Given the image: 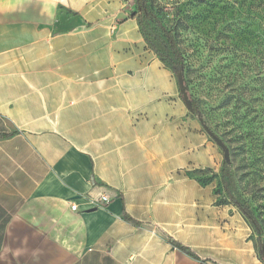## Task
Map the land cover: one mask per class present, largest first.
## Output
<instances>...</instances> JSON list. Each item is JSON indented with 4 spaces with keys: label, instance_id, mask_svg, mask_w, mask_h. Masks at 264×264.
I'll list each match as a JSON object with an SVG mask.
<instances>
[{
    "label": "crops",
    "instance_id": "1",
    "mask_svg": "<svg viewBox=\"0 0 264 264\" xmlns=\"http://www.w3.org/2000/svg\"><path fill=\"white\" fill-rule=\"evenodd\" d=\"M134 13L0 0V264H258L246 220L202 182L224 155Z\"/></svg>",
    "mask_w": 264,
    "mask_h": 264
},
{
    "label": "rangeland",
    "instance_id": "2",
    "mask_svg": "<svg viewBox=\"0 0 264 264\" xmlns=\"http://www.w3.org/2000/svg\"><path fill=\"white\" fill-rule=\"evenodd\" d=\"M147 1L156 21L138 16L160 50L166 42L162 27L176 35L185 57L188 92L227 146L231 191L251 208L264 239V0ZM131 2L138 12L135 0ZM153 62L152 70L159 64ZM172 74L177 79L176 72ZM223 169L224 164L218 173L204 177L216 184L218 200L228 202ZM246 238L254 245L258 264H264L259 237L251 227Z\"/></svg>",
    "mask_w": 264,
    "mask_h": 264
},
{
    "label": "trees",
    "instance_id": "3",
    "mask_svg": "<svg viewBox=\"0 0 264 264\" xmlns=\"http://www.w3.org/2000/svg\"><path fill=\"white\" fill-rule=\"evenodd\" d=\"M135 4H136V7L138 9V12H135L133 14V16L137 17L140 33L142 34V37H143L148 49L151 50L156 55V57L160 60V62H162V64L166 68H169L172 71L183 70V72H185V57H184L183 52L180 48L179 42L176 38V35L173 34V32L167 30L165 27H162V32L166 37V42L162 43V40L156 39L158 42L162 43V45L164 46V50H160L159 48H157V46L154 44L151 37L147 34L146 29L143 25V22L138 16V13H139V14L143 15L145 20L155 22L156 21L155 12L149 6V3L147 0H135ZM262 5H263V3L261 2L259 6H262ZM69 12L76 15V13H74L71 10H69ZM185 84H186V86H188L187 83H185ZM189 95H190V93H189ZM190 98H191L192 103H193V111H194L193 115L198 117V119L200 121L202 120V123H203L202 125L208 126V124H207V122L203 116V111L201 109L199 101L193 100L191 95H190ZM251 112H252V110H251ZM251 112L247 113L245 116L246 117H247V115L249 116L250 114H252ZM256 118H259V116L258 115L254 116V118L251 121L253 122ZM208 128L217 136V134L210 128V126H208ZM6 136H8V135H6ZM6 136H4V137H6ZM229 169H230L229 165L224 161L222 180H223L225 192L227 194L228 202H221L219 200L218 204L233 206L241 213V215L246 220V222L249 224V226L258 235L259 241H260L259 246H260V249L262 252V250H264V239L262 237L263 229H262L261 225L259 224L258 220L256 219L251 208L246 203L239 201L233 195L231 188H230V183H229V179L231 177ZM207 181H209V180H206L205 178L202 179V182H204V183ZM124 219L126 221L132 223V224L141 225L139 222L135 221L134 219L129 217L127 214L124 215ZM169 242L174 247L178 248L180 251H182L187 256H189L190 258L197 260V261H203L201 258H199V256L190 247L185 246V245L181 244L178 241H175L174 239H172L170 237H169ZM261 261H262V259H261Z\"/></svg>",
    "mask_w": 264,
    "mask_h": 264
},
{
    "label": "water",
    "instance_id": "4",
    "mask_svg": "<svg viewBox=\"0 0 264 264\" xmlns=\"http://www.w3.org/2000/svg\"><path fill=\"white\" fill-rule=\"evenodd\" d=\"M174 72H176L177 83H178L181 99H182L184 105L186 106V108L189 110V112L193 114V112H194L193 111V103H192V100L190 98V95H189V92H188V88H187V86L185 84L184 72H183V70H175ZM200 122H201V124H203L202 120ZM202 126L205 129V131L207 132V134L210 136V138L222 150V152L224 154L225 162L227 164H230V153H229V150H228L227 146L224 144V142L218 136H216L208 128V126H206V125H202ZM261 258H262V260L264 262V250H262Z\"/></svg>",
    "mask_w": 264,
    "mask_h": 264
},
{
    "label": "built area",
    "instance_id": "5",
    "mask_svg": "<svg viewBox=\"0 0 264 264\" xmlns=\"http://www.w3.org/2000/svg\"><path fill=\"white\" fill-rule=\"evenodd\" d=\"M110 197L107 195H101L95 198L94 202L97 206L105 205L110 202ZM71 210L77 212L79 210L78 205L76 203L71 204Z\"/></svg>",
    "mask_w": 264,
    "mask_h": 264
}]
</instances>
